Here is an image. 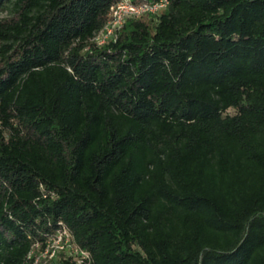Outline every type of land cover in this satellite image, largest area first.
<instances>
[{"label":"trees","instance_id":"trees-1","mask_svg":"<svg viewBox=\"0 0 264 264\" xmlns=\"http://www.w3.org/2000/svg\"><path fill=\"white\" fill-rule=\"evenodd\" d=\"M118 2L0 0V264H264V0Z\"/></svg>","mask_w":264,"mask_h":264},{"label":"built area","instance_id":"built-area-1","mask_svg":"<svg viewBox=\"0 0 264 264\" xmlns=\"http://www.w3.org/2000/svg\"><path fill=\"white\" fill-rule=\"evenodd\" d=\"M168 5L167 0H156L152 3L133 4L131 0H119L118 3L110 7L108 21L97 34L93 41L99 45H104L108 40H115L118 30L128 19L137 20L144 15H156ZM37 255L34 264H49L60 255L70 258L76 264L90 262V255L87 251L79 248L65 226H61L56 233L50 236L43 246L34 245ZM33 252L28 254V259L33 257Z\"/></svg>","mask_w":264,"mask_h":264},{"label":"rangeland","instance_id":"rangeland-1","mask_svg":"<svg viewBox=\"0 0 264 264\" xmlns=\"http://www.w3.org/2000/svg\"><path fill=\"white\" fill-rule=\"evenodd\" d=\"M9 16V11L7 9L0 10V19L6 18Z\"/></svg>","mask_w":264,"mask_h":264}]
</instances>
